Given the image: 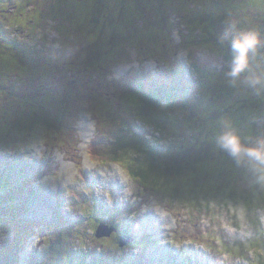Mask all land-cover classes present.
I'll list each match as a JSON object with an SVG mask.
<instances>
[{
  "label": "rangeland",
  "instance_id": "rangeland-1",
  "mask_svg": "<svg viewBox=\"0 0 264 264\" xmlns=\"http://www.w3.org/2000/svg\"><path fill=\"white\" fill-rule=\"evenodd\" d=\"M0 11L8 15L2 23L9 40H0V135L5 122L29 109L59 118L49 138L43 125L17 144L0 143V206L25 199L23 191L32 196L28 204L18 201V214L6 226L16 237L0 235L2 244L17 239L21 251L15 248L0 264H13L17 255L15 264L34 263L44 240L64 243L68 235L59 229L72 226L81 212L76 195L117 229L87 251L107 246L117 264H264V189L215 146L221 117L245 140L264 135V93L227 86L232 53L219 39L225 17L237 14L241 27L253 26L264 37V0H0ZM115 43L119 49L109 53ZM187 63L206 73L197 81ZM252 66L264 69V48ZM176 75L187 80V94L200 93L194 115L178 107L143 112L147 121L173 116L163 136L175 137L177 148L168 154L185 151L200 160L191 166L189 183L178 182L179 201L152 193L110 162L119 127L144 137L154 131L141 127L136 101L125 91L136 84L177 88ZM211 100L224 112L211 115ZM204 171H213L224 190L241 193L238 206L225 209L230 215L210 199L207 180L195 184ZM92 223L85 225L88 235ZM48 258L51 264L53 255Z\"/></svg>",
  "mask_w": 264,
  "mask_h": 264
},
{
  "label": "trees",
  "instance_id": "trees-1",
  "mask_svg": "<svg viewBox=\"0 0 264 264\" xmlns=\"http://www.w3.org/2000/svg\"><path fill=\"white\" fill-rule=\"evenodd\" d=\"M0 14L2 15V16L0 15V40L4 42H9V40H6L5 38L6 37L5 32L3 33V23H2L3 22L2 18L4 20L8 15L4 14L3 11L2 13L0 11ZM18 20L20 21V19L18 18L16 19V22ZM23 22L24 21H20V23ZM21 27L24 28V26ZM119 45L120 44L117 43L113 44L112 48L109 50V53L116 52L117 50L114 49V47H118L119 49ZM16 49L17 47L16 45H14L12 48L13 52ZM187 67L191 69L197 81L199 75H203L204 73H206L204 71H201L197 66L196 67L190 66L188 63H187ZM176 76L178 77L177 88L172 84H166V85H170L168 87L166 86L148 87L146 85L142 86L141 84H136L132 86L129 90L125 91V96H128L131 102L136 101V103H134L135 111L133 113L139 116L138 121L141 123V127L144 125V127H149L151 129L154 128V131L150 135V137H144L143 135L138 134L135 130L132 131L130 127L129 128L119 127L116 130L115 134H112V137L116 135V137H114L113 140L114 142L113 148L117 151V153L110 154L112 157V160L110 162H118L119 164H121L123 167H125L128 174L134 181H138L142 186H144L145 189H148L152 193H155L160 197H168L171 200L179 201V199L181 198H179L180 191L178 190L177 187L178 186L182 187L183 185L179 184L178 182L180 181L181 178H183L186 181L188 178L193 176V173H190L191 166L196 161H197L196 166H198L199 164L198 162L200 160L199 158L191 159L190 156H188V154L185 151L177 152V155H175L174 153L171 155L168 154L169 148H174V146L175 148H177L175 143H173L174 142L173 138L175 139V137H171L167 140H164L165 136H163L165 135L166 132V124L167 123L170 124L172 122L171 120L173 116H170L167 113L166 114L163 113L162 115L157 114L156 116H153V119L151 121H147L145 119L146 117L145 113L143 112L147 110V108L168 109L172 107L173 108L178 107L185 111L187 110L189 116L194 115V111L198 107L197 105L200 106L199 104V99L201 98L200 93L199 91L198 93L197 92L195 93L192 90H190V92L187 94V85H188L187 80L179 75ZM178 87L180 88L182 87V89ZM211 102H212L211 103L212 107L210 109V112L212 111L211 115L215 117V115L224 112L222 111L221 108L213 104L212 100ZM252 111L258 112L254 110ZM51 115L49 116V114L46 112V109H43L41 111L29 109L28 112H24L21 116L16 115L15 119H12L11 121L9 120L4 123L2 127V135H0V143L8 141L10 144L11 143L17 144L23 141L22 138L28 137V133L30 132L36 133L37 126H43V125H46L47 127L46 129L47 138L51 137L56 131L53 126H56L54 124L59 121V118L52 117ZM122 130L125 131L126 134L123 133ZM172 135L175 136L174 134ZM30 137L31 139L32 138L35 139L38 137V135H34ZM172 140L173 142L171 143ZM167 142L170 143L168 145L164 144ZM190 145L189 148H191ZM213 171L201 172L199 174V177H197L194 180L195 184L197 185L198 181L203 180L204 182H206L207 180V182H209L210 184V188L208 189L210 193V199H212L215 202L218 208H221L223 212L228 213L230 215L231 213L230 211L232 210V208L237 207L238 204L243 200L240 197L241 193L236 192V190L234 189H230L229 191L224 190L222 188L223 181L217 180L215 177L213 178L211 176ZM186 182L189 183V180ZM207 182L206 185L208 184ZM3 188H4L3 182H0V191ZM22 195L23 198L25 197V199L23 200H19L16 198L14 203L12 202H7L5 204L1 203L2 205L0 206L1 209L0 235L14 234V232L12 231L8 233L6 226H10L11 219H13L14 216H16V214H18L17 212L18 208L14 209L15 205L18 203V201L22 203L24 202L26 204L31 202V200L29 201L30 197H32L31 195L26 196L25 191L22 192ZM76 196L82 200V202H80L76 197H74L73 199V201H77L79 205L78 207L81 210V212L79 213V215H77L78 217H75V221L72 226L65 225L63 226V228L59 229L64 234L68 235V238L62 236L65 242L63 243L59 241L55 244L51 243L50 241L44 240L45 250L42 252L40 258H37L38 260L36 262L30 264H38L40 261L41 262L39 264H49L48 257L51 255H53L54 258L51 264H117V262H115V257L110 255L112 249H110L107 246H103L102 244H100L98 249H94V252H92L91 249L87 251L88 248L92 247L91 244L93 242L98 243L100 242V239H102L96 237L97 229L101 224H104L111 229L116 230V228L115 226H112L113 224L110 222H107L108 223L107 224L104 221L106 218L101 219V215H98V213L97 214L94 213V211L97 210V207L93 208L90 205L89 201L85 199L86 197L84 198L80 195L79 196L76 195ZM247 200L248 199H246V201ZM0 202H2V200H0ZM66 204L67 202L65 203V205ZM227 208L230 211H226L225 209ZM253 212L256 213L257 211L255 210L252 211L251 213L252 215H254ZM234 215L235 214H233V217ZM91 222L96 224V227H94L95 228L94 233L93 231H91L92 234L88 235L87 232L89 231H87L88 229H86L85 225H90L89 227H92ZM57 223L59 225H62L61 221H57ZM114 233L115 232H113V235ZM14 236L16 237L15 234ZM121 237L122 236H120V238ZM71 238H73L74 240ZM215 241L219 245H223V247L228 246L221 238H217ZM17 245H18L17 239L12 241L10 245L7 243L5 244V242L4 244L0 243V259L1 258L6 260L9 259L10 256L13 255V253H15V248H16V254L17 252L21 251V249H17ZM243 245H240L241 250L243 249ZM118 246L120 248V245ZM102 254H104L105 258L101 257ZM109 257H111L112 260ZM18 260L19 259L17 255V258L16 260H14L13 264L18 262ZM186 264L189 263L186 262Z\"/></svg>",
  "mask_w": 264,
  "mask_h": 264
},
{
  "label": "clouds",
  "instance_id": "clouds-1",
  "mask_svg": "<svg viewBox=\"0 0 264 264\" xmlns=\"http://www.w3.org/2000/svg\"><path fill=\"white\" fill-rule=\"evenodd\" d=\"M242 24L243 19L238 14L225 17V30L219 37L221 42L228 41L232 53L230 67L224 73L225 83L231 88L243 85L260 95L264 93V69L253 68L252 60L264 48V37L257 28H244ZM218 125L216 148L226 153L237 167L244 168L264 189V135L245 140L226 117L219 118ZM89 127L94 128V125Z\"/></svg>",
  "mask_w": 264,
  "mask_h": 264
},
{
  "label": "water",
  "instance_id": "water-1",
  "mask_svg": "<svg viewBox=\"0 0 264 264\" xmlns=\"http://www.w3.org/2000/svg\"><path fill=\"white\" fill-rule=\"evenodd\" d=\"M107 228V229H106ZM104 232V233H103ZM116 232L115 229H109L107 226H105L104 224H101L96 232V237L101 238V237H110V235ZM123 243V241H121ZM122 243L120 244V246L122 245ZM124 244V243H123Z\"/></svg>",
  "mask_w": 264,
  "mask_h": 264
},
{
  "label": "flooded vegetation",
  "instance_id": "flooded-vegetation-1",
  "mask_svg": "<svg viewBox=\"0 0 264 264\" xmlns=\"http://www.w3.org/2000/svg\"><path fill=\"white\" fill-rule=\"evenodd\" d=\"M78 1V3H80V2H82L83 0H77ZM73 10H75L74 8H73Z\"/></svg>",
  "mask_w": 264,
  "mask_h": 264
}]
</instances>
